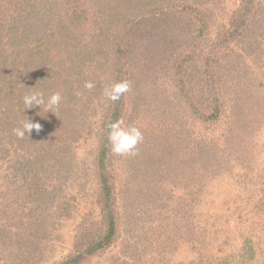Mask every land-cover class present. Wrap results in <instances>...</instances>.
I'll use <instances>...</instances> for the list:
<instances>
[{
    "label": "trees",
    "instance_id": "16d2710c",
    "mask_svg": "<svg viewBox=\"0 0 264 264\" xmlns=\"http://www.w3.org/2000/svg\"><path fill=\"white\" fill-rule=\"evenodd\" d=\"M257 3L258 0L243 1V7L235 14L241 17V28L237 30L232 22L230 40L249 29ZM208 14V6L202 0H0V264H28L23 263L24 257L29 262L28 256L32 257V264H41L45 250L52 249L53 241L60 238L57 233L73 218L77 235L72 250L65 259L52 264H87L118 241L124 224H130L129 217H139L142 208L134 210L129 203L124 208L119 206L108 125L121 119L125 125H133L143 113L152 112L153 105L159 107L156 81L161 70L172 79L176 96L184 101L194 119L213 123L218 118L226 105L219 91L205 99L204 89L219 84L221 71L230 68L231 61H223L221 55L222 47L230 40L212 45V51L203 48ZM101 39V45L110 47L105 55L100 54L110 78L105 77L106 84L88 75L95 86L82 88L72 77V83L64 85L67 103L60 102L51 112L44 106L24 110V95L38 90L47 98L52 94L50 86L54 82H49L53 75L66 80L63 73L67 68L61 61H53L57 60L55 56L67 53L68 47L77 54L91 53ZM88 59L97 64L94 55ZM124 80L130 82L131 89L119 100L109 101L103 96L107 83ZM194 80L200 83L199 89L194 87ZM72 85L75 89H71ZM79 88L84 90L80 92ZM25 116L42 128L20 139L13 129L21 125ZM156 127L155 131L162 128ZM165 128L170 130L155 135L169 139L178 131L176 126ZM146 138L142 142H147ZM171 138L168 145H172ZM92 139L90 170L98 189L97 205L86 212L81 208L80 192L75 193L81 168L78 161L72 160L74 154H67L69 147ZM142 142L132 162L139 176L150 182L151 188L161 191L163 172L171 175L180 168L170 160L168 152L174 149L168 151V145L163 143L160 152L164 157H159L145 144L143 150ZM232 144L227 147L232 148ZM245 166L244 175L249 177L252 165ZM171 177L177 178L175 174ZM262 183L248 210L246 207L239 215L222 217L225 222L232 221L239 244H234L230 232L227 241H220L218 233L225 232L220 217L212 218L210 226H202V232H209L210 237L196 255L199 264H264L260 258V254L264 255L260 234L264 224L261 226L256 219L264 214ZM91 214L96 216L92 219ZM136 228L133 226L130 231ZM153 234L144 238L130 235V239L135 240L136 250H141L149 246L144 242H149ZM36 249L41 255H33Z\"/></svg>",
    "mask_w": 264,
    "mask_h": 264
},
{
    "label": "rangeland",
    "instance_id": "374dc122",
    "mask_svg": "<svg viewBox=\"0 0 264 264\" xmlns=\"http://www.w3.org/2000/svg\"><path fill=\"white\" fill-rule=\"evenodd\" d=\"M202 1L210 12L205 32L207 40H204L202 46L206 51H212V45L222 40H230L229 29L232 22L237 30L241 28V17L235 14L243 7L244 0ZM253 12L255 15L251 18V25L246 33L238 34L221 49L223 61L225 59L231 61L230 68L225 72L221 71L223 75L218 78L219 84L205 86V99L219 91L223 105H226L221 108L218 118L213 123L194 119L193 115L187 112L184 101H180L176 96L178 93L174 85L171 86V83L174 84L171 82L172 79L165 76V71L161 70L162 73L158 71L159 77L156 82L159 102L156 105L159 107L153 105V111L143 113L144 115L133 125L140 128L143 140L147 137V142H142V149L144 150L145 144V148H149L159 157H164L160 150L163 149V143L167 145L170 143L171 134L169 139L158 138L155 134L161 130H170L165 128L169 125L178 127V131L175 129L177 131L175 136L171 138L172 145L177 149L168 145L167 150L174 149L168 152L170 160L176 165L179 164L180 168L170 172L171 175L163 172L160 191L159 188H151V183L143 180L136 172L135 164L132 162L136 160V156L114 155L111 167L114 171V188L119 198V206L124 208V204L129 203L134 210L135 208L142 210L141 214H138L139 217L128 218L130 224L128 223V226L124 224L122 235L107 252L95 256L87 264H199L196 255L201 252L203 242L210 237L209 232H202V226H210L212 218L215 217H220V222L225 228V232L218 233L220 241H227L226 237L230 232L234 244H239L232 221L225 222L222 217L239 215L241 209L246 207L248 210L251 202L254 203L257 199L264 182V0H258ZM103 40H97L99 42L94 44L93 54L92 52L77 54L68 47L67 53L55 56L57 60L53 61H61L63 67L67 68L66 73H63L66 80L55 74L49 82H54V86H50V91L60 92L61 102L67 103L64 85L72 83L70 82L72 77L76 78L75 84H80L82 88H86V82L93 83L88 75L98 81H104V84L106 79H110L107 70H104L105 60L100 56L105 55L110 48L109 45H101ZM92 55L97 64L88 59ZM196 62L197 60L194 61ZM76 68L82 70L77 72ZM164 68L165 65L163 70ZM193 82L194 87L199 89L200 83L196 80ZM71 89H75L74 85ZM83 90L79 88L78 91ZM166 100L170 102L166 103ZM156 125L162 128L155 131ZM91 143L93 139L83 140L80 145L69 147L70 151L67 154H74L72 160L78 161L77 165L81 168L79 177L75 180L77 187L75 193L80 192L81 208L86 212L97 205L98 189L90 170L93 160V155L90 154L93 149ZM229 143H233L232 148L227 147ZM242 163L252 165L249 177L244 175L246 166ZM163 168L165 169L164 165ZM173 174L177 176L176 180L171 177ZM91 216L93 219L96 214ZM256 219L261 222V226L264 224V214ZM158 220L164 222L163 225H158ZM133 226L137 228L130 231ZM150 226L154 228L150 229ZM76 228L75 218L64 223L62 232L57 233L60 234L59 240L53 241L51 250H45L44 253L47 254L41 264L62 261L70 254L77 235ZM153 232L154 238L152 236L149 242L147 240L144 242L149 246L136 250L135 240L130 239V235L133 238H144ZM261 233L264 239V229ZM39 253L40 251L36 249L33 255H41ZM260 256L264 260V255ZM26 258H29V262L24 257L23 263L25 261L28 264L33 263L32 257Z\"/></svg>",
    "mask_w": 264,
    "mask_h": 264
},
{
    "label": "clouds",
    "instance_id": "9594fccd",
    "mask_svg": "<svg viewBox=\"0 0 264 264\" xmlns=\"http://www.w3.org/2000/svg\"><path fill=\"white\" fill-rule=\"evenodd\" d=\"M95 85L92 82H86L85 87L92 89ZM131 89L130 82L112 81L104 87L103 96L109 101H117L121 96ZM62 96L60 92H55L45 97L42 91L34 90L22 97L25 109L44 106L48 111L59 107ZM26 117V116H25ZM42 126L38 122H32L28 117L24 119L19 127L13 129L14 134L23 139L25 135L30 136L32 130L39 132ZM108 141L111 152L115 155H136L138 144L143 141V133L140 128L134 125H125L124 121L117 120L108 125Z\"/></svg>",
    "mask_w": 264,
    "mask_h": 264
}]
</instances>
